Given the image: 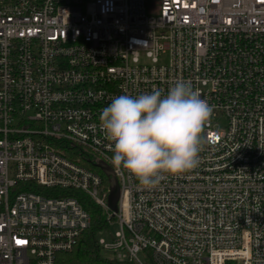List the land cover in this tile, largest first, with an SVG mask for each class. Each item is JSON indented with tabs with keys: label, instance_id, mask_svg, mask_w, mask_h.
I'll list each match as a JSON object with an SVG mask.
<instances>
[{
	"label": "built area",
	"instance_id": "1",
	"mask_svg": "<svg viewBox=\"0 0 264 264\" xmlns=\"http://www.w3.org/2000/svg\"><path fill=\"white\" fill-rule=\"evenodd\" d=\"M177 80L213 109L200 163L147 189L99 117ZM73 190L119 224L111 261L264 264V0H0V264H62L91 226Z\"/></svg>",
	"mask_w": 264,
	"mask_h": 264
},
{
	"label": "clouds",
	"instance_id": "2",
	"mask_svg": "<svg viewBox=\"0 0 264 264\" xmlns=\"http://www.w3.org/2000/svg\"><path fill=\"white\" fill-rule=\"evenodd\" d=\"M212 107L192 82L177 80L167 93L159 89L114 96L99 117L111 142V164L151 189L167 175L199 166L201 132Z\"/></svg>",
	"mask_w": 264,
	"mask_h": 264
},
{
	"label": "trees",
	"instance_id": "3",
	"mask_svg": "<svg viewBox=\"0 0 264 264\" xmlns=\"http://www.w3.org/2000/svg\"><path fill=\"white\" fill-rule=\"evenodd\" d=\"M81 164L99 173L103 179V187L108 191L110 177L94 162V157H81ZM41 192L40 189H34ZM71 194L80 197V200L91 216V226L79 237L77 245L70 252L60 254L62 264H134L133 262H115L104 256L98 247L97 233L108 226L106 214L88 195L80 191H71Z\"/></svg>",
	"mask_w": 264,
	"mask_h": 264
},
{
	"label": "water",
	"instance_id": "4",
	"mask_svg": "<svg viewBox=\"0 0 264 264\" xmlns=\"http://www.w3.org/2000/svg\"><path fill=\"white\" fill-rule=\"evenodd\" d=\"M95 164L110 177V191L108 196V204L112 211L117 212L118 200L120 196V185L118 179L114 174L112 167L104 161H98Z\"/></svg>",
	"mask_w": 264,
	"mask_h": 264
},
{
	"label": "rangeland",
	"instance_id": "5",
	"mask_svg": "<svg viewBox=\"0 0 264 264\" xmlns=\"http://www.w3.org/2000/svg\"><path fill=\"white\" fill-rule=\"evenodd\" d=\"M221 123L224 125V120H222ZM204 130H205V124L203 125L201 132L202 138H203ZM118 229H119V224L116 221H113L108 228L99 230L97 233V237L99 239H104L106 242H109L115 236V233L117 232ZM141 257L143 258V256Z\"/></svg>",
	"mask_w": 264,
	"mask_h": 264
}]
</instances>
